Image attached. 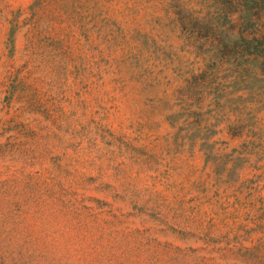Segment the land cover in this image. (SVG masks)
<instances>
[{
    "label": "rangeland",
    "instance_id": "obj_1",
    "mask_svg": "<svg viewBox=\"0 0 264 264\" xmlns=\"http://www.w3.org/2000/svg\"><path fill=\"white\" fill-rule=\"evenodd\" d=\"M215 17L0 0V264H264V94Z\"/></svg>",
    "mask_w": 264,
    "mask_h": 264
},
{
    "label": "trees",
    "instance_id": "obj_2",
    "mask_svg": "<svg viewBox=\"0 0 264 264\" xmlns=\"http://www.w3.org/2000/svg\"><path fill=\"white\" fill-rule=\"evenodd\" d=\"M214 9L217 36L223 29L226 46H216L218 56L228 59L232 86L264 94V0H206ZM231 28V31H230ZM202 56L208 50L200 51ZM264 100V97H263Z\"/></svg>",
    "mask_w": 264,
    "mask_h": 264
}]
</instances>
